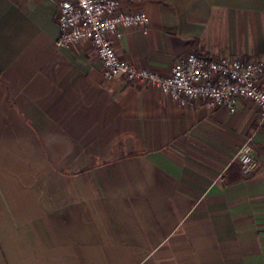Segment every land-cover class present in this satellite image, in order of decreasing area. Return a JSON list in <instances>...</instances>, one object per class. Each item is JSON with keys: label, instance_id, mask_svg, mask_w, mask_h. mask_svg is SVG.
Listing matches in <instances>:
<instances>
[{"label": "crops", "instance_id": "obj_1", "mask_svg": "<svg viewBox=\"0 0 264 264\" xmlns=\"http://www.w3.org/2000/svg\"><path fill=\"white\" fill-rule=\"evenodd\" d=\"M59 1L0 0V264H264L258 108L105 78L89 41L55 46ZM119 2L149 18L111 36L138 67L264 56V0Z\"/></svg>", "mask_w": 264, "mask_h": 264}, {"label": "built area", "instance_id": "obj_2", "mask_svg": "<svg viewBox=\"0 0 264 264\" xmlns=\"http://www.w3.org/2000/svg\"><path fill=\"white\" fill-rule=\"evenodd\" d=\"M57 19L58 48L80 40L89 41L102 63L105 78L122 77L128 82L144 81L169 95L181 105L201 99L208 108L225 107L234 112L241 99L251 101L264 123V56L248 60L224 55L189 53L180 56L166 74L138 67L121 58L111 36L120 38L122 28H139L148 33L149 18L142 11H127L119 0H60ZM237 158L245 174H251L255 161L249 143L242 145Z\"/></svg>", "mask_w": 264, "mask_h": 264}]
</instances>
